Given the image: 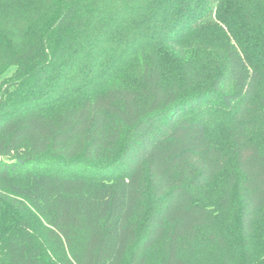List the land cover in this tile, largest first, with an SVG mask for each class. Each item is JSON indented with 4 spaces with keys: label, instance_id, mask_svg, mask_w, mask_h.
Instances as JSON below:
<instances>
[{
    "label": "trees",
    "instance_id": "trees-1",
    "mask_svg": "<svg viewBox=\"0 0 264 264\" xmlns=\"http://www.w3.org/2000/svg\"><path fill=\"white\" fill-rule=\"evenodd\" d=\"M0 264H264V0H0Z\"/></svg>",
    "mask_w": 264,
    "mask_h": 264
},
{
    "label": "rangeland",
    "instance_id": "rangeland-1",
    "mask_svg": "<svg viewBox=\"0 0 264 264\" xmlns=\"http://www.w3.org/2000/svg\"><path fill=\"white\" fill-rule=\"evenodd\" d=\"M157 255H155V257H156Z\"/></svg>",
    "mask_w": 264,
    "mask_h": 264
}]
</instances>
